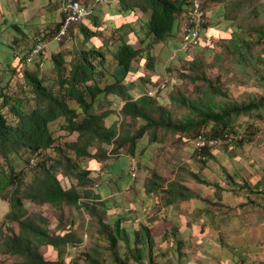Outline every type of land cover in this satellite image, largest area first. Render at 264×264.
Returning a JSON list of instances; mask_svg holds the SVG:
<instances>
[{"label":"trees","instance_id":"1","mask_svg":"<svg viewBox=\"0 0 264 264\" xmlns=\"http://www.w3.org/2000/svg\"><path fill=\"white\" fill-rule=\"evenodd\" d=\"M2 1L5 2L0 0ZM58 1L61 2L62 19L50 29L48 35H56L64 19L62 11L64 0ZM79 1L88 8L89 5L85 1ZM98 1L96 4L93 0L96 5H100L97 8H100L103 3L102 0ZM106 1L111 3L113 0ZM233 1H237L242 7L249 2L230 0ZM113 2L118 3L121 15H126L125 21L114 28L115 33H112L114 38L105 39L106 27H111V30L114 22L110 20L112 23L109 25H106L105 19L97 22L100 14L89 6L90 12L69 27L68 35L70 37L71 34L74 41L77 40L75 35L81 36L78 38L80 42H76L74 50H71L73 56L69 62L70 67L63 52L52 54L54 65L51 71L56 73L53 81H50V78L46 79L45 74L41 75L37 70L31 71L27 68L31 63L42 61L45 48L33 53L32 56L31 54L38 44L44 42L37 38V43L30 45L24 51L25 58H22V61L18 60L14 67L19 68V72L34 93L33 106L27 103L19 89L10 87L9 81L2 85L0 76V198L9 201L10 204L6 219L17 221L19 227L17 232L0 231L1 252L15 257L8 264H62V254L65 249L81 241L73 229L50 232L48 220L40 214L29 213L24 200L50 203L61 208L67 203L80 210L83 207L86 212L97 216L100 221L98 231L101 235L107 236L109 241L110 264H130V260L137 264H160L153 262L151 249L154 245V237L148 225L141 222L137 230H129V227L122 225L126 220L123 216L116 218L112 223L105 222L97 202L92 205L89 202L85 204L82 202L86 197L97 199L98 195L100 198L101 194L94 195L85 189L84 183L90 180V173L95 167L87 161V164L81 163V158L101 163V168L105 170L102 177L108 179L111 165L107 162L108 158L112 154L119 156L122 149L129 158L137 156V141L145 133L151 141L157 140L159 130L189 135L195 139L199 134H203L207 138L223 140L219 146L225 145L224 140H227L230 134H235L237 138L232 140V144L238 141L239 133L246 131L249 126L252 127L249 135H253L255 113L264 110V95L249 97L240 102L230 99L229 91L222 82L215 84L209 82V78L200 68L203 59L191 60L190 64L191 68L202 73V75H190V78L194 81L201 78L200 86H203V82H207V85L203 86V92L198 93L194 98L179 91L170 94L175 107H183L185 110L180 117L171 109H162L156 104V100L144 93L140 98L134 99L130 90L133 83L125 82L128 76L136 72L134 60L142 58L147 61L150 69L155 70L156 44L169 42L177 33L179 17L184 13L187 16L186 7L192 0H114ZM219 9V12L211 15V23H206L204 29L210 27H213L212 31L216 29L215 18L220 12L225 11V7L220 6ZM227 25L222 30H227L229 28ZM3 27L0 25V32ZM14 28L25 33L19 24L14 25ZM74 29H77V34ZM242 32V25L239 24L223 44L219 56L228 57L232 64L240 69H252L255 79L264 87V56L260 53H252L256 46L264 47V26L254 27V37L244 36ZM130 34H134L141 43L139 47L130 42ZM95 37L99 40L94 41ZM86 44L89 46L85 47ZM29 57L31 59L28 60ZM8 67H12L10 62ZM106 69L111 71L110 75L105 73ZM107 78L111 81H105ZM111 94H118L125 99L120 108L121 115L124 118H131L135 125H122L118 131L116 123L109 125L106 123V117L113 112L105 106V103H112ZM242 115H246L247 118L241 125L238 123V118ZM59 119L64 120L60 128L65 133L76 134L74 140L65 141L63 145L55 144V136L50 127L51 123ZM103 144L111 145V148L109 150L103 148ZM219 146L215 148L204 146L201 150L196 149L197 155L204 159L203 164L214 159L213 150ZM50 150L55 151L58 156H54ZM35 160H37L36 165ZM30 162L34 166H27ZM21 163L23 168L19 169ZM119 171H123L122 168ZM60 173L74 174L77 183L71 182L70 186L65 188L61 184ZM129 175L132 180L135 179L132 174ZM192 177L201 183L209 184V181L200 174L192 173ZM232 178L234 175H229V180ZM164 182L161 175L154 173L151 179H146L144 186L146 194L150 196L153 193L161 197L163 204L167 206L196 196L190 187L178 180H172L167 185L163 184ZM82 189L84 192H81ZM248 189L255 194L264 195L263 188L257 187L255 191L252 187ZM248 198L252 201L250 197ZM99 205H104L103 199ZM133 216L135 218L137 214L133 213ZM138 216L140 217V213ZM121 242L125 251L120 254ZM179 243L181 242L177 241L178 251H180ZM43 245H52L56 248L60 258L46 259L40 249ZM93 249L96 251L95 248ZM81 255L85 264H105L101 252L92 254L90 251H82ZM145 257L148 258L147 262L144 260ZM178 263L179 261H176L175 264ZM166 264L173 262L169 260Z\"/></svg>","mask_w":264,"mask_h":264},{"label":"rangeland","instance_id":"2","mask_svg":"<svg viewBox=\"0 0 264 264\" xmlns=\"http://www.w3.org/2000/svg\"><path fill=\"white\" fill-rule=\"evenodd\" d=\"M94 1L96 4L99 2ZM229 2L230 0L223 2L202 0L207 12V24L211 23V15L219 12L220 6H224L225 11L216 16L214 31L211 29L213 27L205 28L200 47L192 48L189 52H177L181 42V28L186 22V13H184L179 17L177 33L170 41L155 46L156 71L150 69L144 59L134 60L136 72L134 71L125 81L128 84L133 83L130 90L134 99L140 98L152 86L151 79L156 76V79L153 78L154 85L159 84L158 81H166L162 86L163 89L153 99L162 109H171L180 117L185 110L183 107H175L170 97L171 92L179 91L190 95L191 98L198 93L201 94L207 82H203V86H200L201 78L194 81L190 75H202L203 72L209 78V82L214 84L222 82L229 91L230 99L242 102L249 97L264 95V87L259 85L252 69H240L234 66L228 57L219 56L223 44L231 37L236 26L241 24L242 34L252 37H254L256 25L264 26V0H247V5L243 7L237 1ZM60 3L58 0L0 2V25L4 26L0 32L2 85L9 81L10 87L19 89L20 94L25 96L27 103L31 106L35 104L34 93L19 72V68L14 67L18 60L22 61V58H25L24 51L30 45L37 43V38L44 42L45 51L42 61L31 63L27 68L31 71L37 70L38 74H45L46 79L50 78V81H53L56 73L51 71L54 65L52 54L63 52L70 67L69 62L73 56L71 50H74L76 42H80L78 39L80 35H75L76 41L70 34L68 39L60 42L54 40V34L48 35L50 29L62 19ZM187 10H189L188 7H186ZM118 16L114 14L109 16L110 19L104 20L106 25L112 23L110 20L114 21L111 30V27H106L105 39L114 38L112 33H115L113 30L118 25L117 18L125 21L126 15ZM100 20L102 19L97 17V22ZM16 24L21 25L25 33L16 30L14 28ZM226 25L229 28L222 30ZM76 31L77 29H74L77 34ZM141 33L144 34V31L141 30ZM129 39L134 46L141 45L134 34H130ZM98 40L97 37L94 38V41ZM88 46L89 44L85 45V47ZM263 49L264 47L260 48L258 45L252 53H260L264 56ZM171 55L172 59H170ZM198 59L204 60L200 66L202 73L190 66L191 60ZM9 62L11 68L8 67ZM110 72L106 69L105 73L110 75ZM105 81L111 80L107 78ZM47 83L50 84L49 81ZM55 87L57 88V85ZM110 99L113 100L112 103H105V106L113 112L106 117V123L108 125L116 123L118 131L122 125H135L131 118H124L121 115L120 108L125 99L118 94H111ZM255 115L253 135H249L252 130L249 126L246 131L238 135L240 136L238 141L241 140L242 143L235 141L231 144L232 141L229 142L227 138L224 141L225 145H220L213 150L214 159H210L207 164H203V157L196 153L194 137L162 130L158 131L155 141H151L147 133L137 141V156L130 157V163L139 162V170L134 180L129 175L132 174V170L129 157L125 155L123 149L119 156L112 154L108 158L107 162L111 164L108 179L102 177L105 171L101 168V163L81 158V163L85 164L87 161L95 167V170L90 173V180L84 183L85 189L94 195L101 194L100 198L98 195L97 199L86 197L82 202L84 204L89 202L90 205L97 202L105 222L112 223L116 218L123 216L126 220L122 222V225L129 227V230H137L141 222L148 225L154 237V245L151 249L154 263L166 264L167 261L172 260L173 264L176 261H179L178 264H264V195L255 194L248 189V187H252L253 190L257 187L264 189V110L256 112ZM246 118V115H242L238 118V123L242 125ZM63 122V119H59L50 125L52 134L55 136V144L63 145L65 141L76 138V134L68 135L60 128ZM230 137L235 140L237 136L230 134ZM102 147L109 150L111 145L103 144ZM50 151L54 156H58L55 151ZM29 165L34 166L31 162L27 164ZM18 168H23V163ZM120 168L123 171H119ZM154 173L162 176L165 185L172 180H178L190 187L196 196L179 200L168 206L163 204L161 197L153 193L148 196L144 186L146 179H151ZM192 173L204 176L209 184L197 181L192 177ZM229 175H234V178L229 180ZM59 178L65 188H68L71 182L77 183L72 173L68 175L60 173ZM73 178L75 181L72 180ZM81 192H84V189ZM248 197L252 201H249ZM101 199L104 201L102 206L99 205ZM24 205L29 213L40 214L48 220L50 232L73 229L81 238L79 243L71 244L65 249L62 254V264H85L81 255L82 251H90L92 254L101 252L105 258V264H110L109 241L107 236L101 235L98 231L100 221L97 216L86 212L83 207L80 210L67 203H64L61 208L50 203L24 200ZM145 206H151L149 213L142 211ZM9 211V201L0 198V231L4 233H9L11 230L17 232L19 229L17 221L6 219ZM133 213L137 214L135 218ZM177 241L181 242L178 244L180 251H178ZM40 249L46 259L60 258L58 251L52 245H43ZM124 251L125 248L121 242L119 253ZM14 259L13 255L5 254L0 250V264H8ZM144 260L147 262L148 258L145 257ZM130 264L137 263L130 260Z\"/></svg>","mask_w":264,"mask_h":264},{"label":"built area","instance_id":"3","mask_svg":"<svg viewBox=\"0 0 264 264\" xmlns=\"http://www.w3.org/2000/svg\"><path fill=\"white\" fill-rule=\"evenodd\" d=\"M188 9L189 10L187 20L181 28L182 40L179 46V50H177V52H189L190 49L197 48L201 44V41L203 39L204 25L208 21L207 12L202 6V0H195L194 3H190L188 5ZM62 11L64 12V19L62 25L60 26L61 28H59L58 32L54 36V40L57 42H60L64 39H68V27L71 24L79 21L81 18L85 17L90 12L89 8L85 7L79 0H64V2L62 3ZM41 49H43V43H40L35 47V49L32 51L31 56L33 55V53L35 54ZM158 90L159 88L157 89L156 87H154L152 90L149 91V94L155 95ZM236 138L237 137H235V139ZM228 139L229 142L233 140L230 135L228 136ZM195 140L196 149L198 150H201L204 146L215 148L217 147V145L219 146V144L223 142V140L219 138H207L203 134H199ZM130 164L132 169V175L133 177H135L138 171L137 161H135L134 164ZM150 209L151 206H145L143 208V211L149 213Z\"/></svg>","mask_w":264,"mask_h":264},{"label":"crops","instance_id":"4","mask_svg":"<svg viewBox=\"0 0 264 264\" xmlns=\"http://www.w3.org/2000/svg\"><path fill=\"white\" fill-rule=\"evenodd\" d=\"M5 1L8 2L9 0H5ZM83 1H85L89 6H91V8H93L94 12L98 11L101 19L110 18L109 16L114 15V14L119 15L118 17L121 16L118 3L113 2L114 0L111 3H109V1L103 3L100 8H97V6H100V5H96L93 2V0H83ZM116 20L118 21V24H120L122 22L119 18H117ZM112 22H114V21H112Z\"/></svg>","mask_w":264,"mask_h":264},{"label":"clouds","instance_id":"5","mask_svg":"<svg viewBox=\"0 0 264 264\" xmlns=\"http://www.w3.org/2000/svg\"><path fill=\"white\" fill-rule=\"evenodd\" d=\"M204 30H205V29H204ZM199 46H200V45H199ZM199 46H198V47H199ZM198 47H197V48H198ZM195 49H196V48H195ZM170 59H172L171 56H170ZM165 81H166V80L158 81V83H159V84H164ZM160 82H161V83H160ZM154 83H155V81L153 80V84H152V86L144 92V94H146V95H148V96H150V97H152V98H156V97H157V94L160 92V90L163 89V87H162L163 85H162L161 88H159V90L156 92L155 95H150V94H149V91L152 90V89L155 87V86H154ZM130 159H131V158H129V165H130V168H131ZM137 166H138V162H137ZM131 170H132V169H131ZM138 170H139V167H138ZM137 172H138V171H137ZM131 173H132V172H131ZM132 176H133V175H132ZM135 177H136V176H135Z\"/></svg>","mask_w":264,"mask_h":264},{"label":"bare ground","instance_id":"6","mask_svg":"<svg viewBox=\"0 0 264 264\" xmlns=\"http://www.w3.org/2000/svg\"><path fill=\"white\" fill-rule=\"evenodd\" d=\"M194 2H195V0H192L191 3H194ZM187 17H188V14H187V16H186V20H187ZM181 32H182V29H181ZM181 40H182V38H181ZM181 40H180V41H181ZM180 44H181V42H180ZM180 44H179V46H180ZM162 85H164V84H155L154 86L158 89V88H161Z\"/></svg>","mask_w":264,"mask_h":264}]
</instances>
